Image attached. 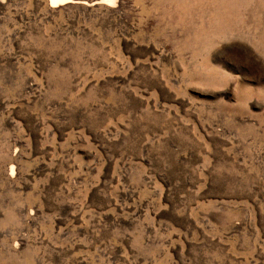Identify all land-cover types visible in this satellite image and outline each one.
I'll list each match as a JSON object with an SVG mask.
<instances>
[{
  "label": "rangeland",
  "instance_id": "1",
  "mask_svg": "<svg viewBox=\"0 0 264 264\" xmlns=\"http://www.w3.org/2000/svg\"><path fill=\"white\" fill-rule=\"evenodd\" d=\"M0 264H264V0H0Z\"/></svg>",
  "mask_w": 264,
  "mask_h": 264
},
{
  "label": "bare ground",
  "instance_id": "2",
  "mask_svg": "<svg viewBox=\"0 0 264 264\" xmlns=\"http://www.w3.org/2000/svg\"><path fill=\"white\" fill-rule=\"evenodd\" d=\"M50 1V3H51V6H58V5H60V4H64V3H67V2H70V1H73V0H49ZM109 2H114V0H108ZM261 4H262V1H261ZM205 13V12H204ZM237 13V12H236ZM235 13V14H236ZM194 14H197V13H194ZM202 15H204V14H202ZM233 15V14H232ZM193 19V18H192ZM191 19V20H192ZM220 19H222V18H220ZM194 20V19H193ZM216 20V19H215ZM196 21V20H195ZM182 22V21H181ZM194 22V21H193ZM231 22V21H230ZM200 23V22H199ZM207 23V22H206ZM224 23V22H223ZM198 24V23H197ZM227 24V23H226ZM205 25V24H204ZM196 28V27H195ZM200 29H202V28H200ZM205 29V28H204ZM198 33V32H197ZM200 36V35H199ZM15 170V169H14Z\"/></svg>",
  "mask_w": 264,
  "mask_h": 264
}]
</instances>
